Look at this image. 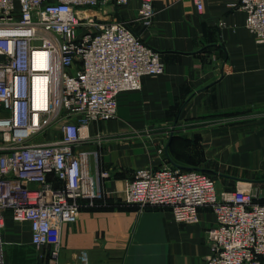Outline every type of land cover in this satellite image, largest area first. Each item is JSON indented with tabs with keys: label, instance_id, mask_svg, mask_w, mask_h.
Masks as SVG:
<instances>
[{
	"label": "built area",
	"instance_id": "2783aa9c",
	"mask_svg": "<svg viewBox=\"0 0 264 264\" xmlns=\"http://www.w3.org/2000/svg\"><path fill=\"white\" fill-rule=\"evenodd\" d=\"M112 0H0V230L7 213L29 222L32 244L45 264H60L61 231L102 198L91 158L89 126L116 118L120 94L140 90L142 79L165 72L160 53L128 22L103 24L87 9ZM126 4L128 0H116ZM245 27L264 44V0H233ZM199 9L203 0H195ZM154 0H141L137 19L149 28ZM59 126L56 139L37 136ZM251 188L219 191L198 169L169 164L135 172L125 201L139 209L170 208L175 221L197 223L209 207L204 264H263L264 202ZM93 264L86 250L71 263Z\"/></svg>",
	"mask_w": 264,
	"mask_h": 264
},
{
	"label": "crops",
	"instance_id": "0c3cea01",
	"mask_svg": "<svg viewBox=\"0 0 264 264\" xmlns=\"http://www.w3.org/2000/svg\"><path fill=\"white\" fill-rule=\"evenodd\" d=\"M140 4L112 0L84 12L103 24L128 22L160 53L165 72L120 94L116 118L90 124L92 141L80 148L98 151L91 171L109 176L100 180L102 208H84L62 225L60 264L81 250L93 264H204L214 212L203 207L200 220L188 224L175 221L170 208L127 203L140 168L207 169L219 191L244 186L264 198V44L246 29L245 11L233 0H203L202 9L195 0H154L145 28L136 20ZM31 236L30 223L8 212L0 264H45Z\"/></svg>",
	"mask_w": 264,
	"mask_h": 264
},
{
	"label": "rangeland",
	"instance_id": "374dc122",
	"mask_svg": "<svg viewBox=\"0 0 264 264\" xmlns=\"http://www.w3.org/2000/svg\"><path fill=\"white\" fill-rule=\"evenodd\" d=\"M58 136H59V126H54L52 128H49L46 132H43L42 134L37 136V139H39L40 141H48V140L56 139L58 138ZM210 175L215 179V181H217V176L215 173L210 172ZM217 187L219 186L217 185ZM31 251L34 252V249L30 248L29 252Z\"/></svg>",
	"mask_w": 264,
	"mask_h": 264
},
{
	"label": "trees",
	"instance_id": "16d2710c",
	"mask_svg": "<svg viewBox=\"0 0 264 264\" xmlns=\"http://www.w3.org/2000/svg\"><path fill=\"white\" fill-rule=\"evenodd\" d=\"M171 161L173 162V160H171ZM173 163H175V162H173ZM175 165H176L175 167H177V164H175ZM172 166H174V165H172ZM196 169H197V167H196ZM202 171L207 172V173H209V174H210V172H212V171H209V170H207V169H202ZM102 200H103V199H97V200L95 201V204H94L93 206H88L87 208H90V209L102 208ZM261 202H264V198L261 199Z\"/></svg>",
	"mask_w": 264,
	"mask_h": 264
},
{
	"label": "water",
	"instance_id": "95a60500",
	"mask_svg": "<svg viewBox=\"0 0 264 264\" xmlns=\"http://www.w3.org/2000/svg\"><path fill=\"white\" fill-rule=\"evenodd\" d=\"M172 137V136H171ZM171 137H170V139H171ZM170 141V140H169ZM198 170H202V169H198Z\"/></svg>",
	"mask_w": 264,
	"mask_h": 264
}]
</instances>
